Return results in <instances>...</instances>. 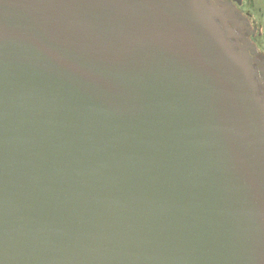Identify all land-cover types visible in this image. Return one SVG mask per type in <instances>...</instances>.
<instances>
[{"label": "water", "instance_id": "1", "mask_svg": "<svg viewBox=\"0 0 264 264\" xmlns=\"http://www.w3.org/2000/svg\"><path fill=\"white\" fill-rule=\"evenodd\" d=\"M233 17L0 0V264H264V61Z\"/></svg>", "mask_w": 264, "mask_h": 264}, {"label": "flooded vegetation", "instance_id": "2", "mask_svg": "<svg viewBox=\"0 0 264 264\" xmlns=\"http://www.w3.org/2000/svg\"><path fill=\"white\" fill-rule=\"evenodd\" d=\"M221 3H230L236 9V12L241 15V17H233L232 21L229 23L231 29L235 36L241 40V45L248 50L250 56L255 58L257 62L264 61V53L260 50L259 42L257 41V24L249 14V7H257V2L262 0H220ZM254 1V2H253ZM244 6V7H243ZM245 21L246 25L243 23ZM244 41V42H243ZM254 48V52L252 51ZM258 71L259 81L261 83V90L264 96V74L259 70V66L255 65Z\"/></svg>", "mask_w": 264, "mask_h": 264}, {"label": "trees", "instance_id": "3", "mask_svg": "<svg viewBox=\"0 0 264 264\" xmlns=\"http://www.w3.org/2000/svg\"><path fill=\"white\" fill-rule=\"evenodd\" d=\"M244 7V6H243ZM260 9H264V1L262 0V1H260L259 3L257 2V7H249V11H251V12H249V14H250V16L256 21V22H258V23H255V24H257V28H256V30H257V36H256V38H257V41L259 42L260 40H261V38H262V36H264V27H262L260 24L262 23V21L261 22H259V20H258V18H257V16L255 17L254 16V14L256 13L257 14V12L260 10ZM259 45H260V50L262 51V49H261V41L259 42Z\"/></svg>", "mask_w": 264, "mask_h": 264}, {"label": "rangeland", "instance_id": "4", "mask_svg": "<svg viewBox=\"0 0 264 264\" xmlns=\"http://www.w3.org/2000/svg\"><path fill=\"white\" fill-rule=\"evenodd\" d=\"M255 1V0H254ZM253 1V2H254ZM264 1V0H263ZM254 16L258 18L259 22L262 21V23L260 24L262 27H264V9H260L257 14L255 13ZM261 49H262V52L264 53V36H262L261 38Z\"/></svg>", "mask_w": 264, "mask_h": 264}]
</instances>
